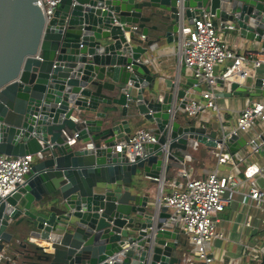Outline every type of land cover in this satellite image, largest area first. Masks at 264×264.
I'll list each match as a JSON object with an SVG mask.
<instances>
[{
	"label": "water",
	"instance_id": "95a60500",
	"mask_svg": "<svg viewBox=\"0 0 264 264\" xmlns=\"http://www.w3.org/2000/svg\"><path fill=\"white\" fill-rule=\"evenodd\" d=\"M204 12L264 54V0H61L49 21L38 0H0V153H42L0 198V264H187L159 188L191 179L194 152L215 153L223 130L182 121L203 80L163 90L147 54ZM140 123L157 142L130 160L115 148ZM225 143L236 159L257 147L234 132Z\"/></svg>",
	"mask_w": 264,
	"mask_h": 264
},
{
	"label": "built area",
	"instance_id": "2783aa9c",
	"mask_svg": "<svg viewBox=\"0 0 264 264\" xmlns=\"http://www.w3.org/2000/svg\"><path fill=\"white\" fill-rule=\"evenodd\" d=\"M61 0H38L44 15L49 21L53 18ZM221 25L215 23V17L210 12H204L192 24L182 23L178 33L179 51L181 59L192 77L197 82L193 87H201L207 84L210 89L202 90L201 94L206 99H194L185 107V112L190 117H200L199 114L207 108L217 109L213 88L217 84L216 66L224 65L219 75L226 84L239 81L247 85L251 78H261L264 89V72L260 75V69H264V54L257 51H247L239 54L229 43L220 37L218 29ZM229 28L233 29L232 25ZM133 29H138L135 25ZM143 39L145 35L141 36ZM202 118V117H201ZM201 122H209L210 118H202ZM199 121V120H198ZM257 121L264 122V99L253 101L247 105L237 116L235 125L226 133L223 120L220 117L221 129L223 130L222 142H217V164L227 165L231 169L220 172L215 169L205 177L188 179L185 185L179 187L170 183L172 190L164 191V185L160 188L161 204L169 208L170 220L179 222L181 229L188 238L193 255L188 257L187 264H212L217 259L215 254L208 252L215 241L225 238L218 230L220 220L216 214L222 212L225 206L233 200L236 194L242 195L241 203L248 207H256L264 211V189L255 181L258 175H264V163H250L244 170V177L237 175L238 164L235 156L230 152L225 143L230 133L242 134L252 129ZM250 142L257 144L254 151L264 147L263 133ZM75 139L70 141L74 144ZM157 142L156 135L147 128H139L133 133L128 141L119 143L115 150L125 151L130 160L141 155L145 143ZM88 147H92L91 144ZM36 156H42L41 152L36 155L9 156L0 153V198H4L14 191L19 184L25 182V176L30 172ZM245 183V184H244ZM248 183V184H246ZM245 186V188H242ZM248 187V189H246ZM252 216L247 214L245 225H251ZM264 221V220H263ZM244 253L251 255L255 264L262 260L261 247L254 243L244 244ZM45 249V248H44ZM46 250V249H45ZM197 260V262L195 261ZM240 259H230L226 264H241Z\"/></svg>",
	"mask_w": 264,
	"mask_h": 264
},
{
	"label": "crops",
	"instance_id": "0c3cea01",
	"mask_svg": "<svg viewBox=\"0 0 264 264\" xmlns=\"http://www.w3.org/2000/svg\"><path fill=\"white\" fill-rule=\"evenodd\" d=\"M215 23L218 26L220 25V22L216 19ZM218 34L221 38L226 40L232 48L236 49L239 54H244L247 51H257L258 53H261V43L251 42L240 38L234 28L231 29L229 27H220V29H218ZM151 35L152 37H156L157 34L156 32H152ZM177 38H174L172 42H168L166 39H164L159 43V45H156L155 48L150 50L149 54H147V59L151 60L154 63L156 69L160 73L161 88L163 90L168 89L167 82L169 81L185 85L188 79L192 76L191 70L186 67L181 59ZM223 68L224 65L219 64L216 66L215 71L217 77H219ZM259 71L260 75H262L264 69L262 68ZM255 80L256 78H251L248 80L247 86L249 87V92H243L242 94H231L230 96H227L225 94L230 92V85H221L217 81L216 86L213 88L215 94L214 100L217 105V109H205L204 112L199 114L200 117H198L197 120L207 117L210 119L215 117L218 118L220 123L221 117L223 120V125L225 126V130H231V128L236 123L237 116L247 105L251 104L253 101L264 99V89L261 87L262 90L260 89V92H258L255 87ZM201 89L208 90L210 88L207 84H202ZM195 99L201 100L204 103L206 102L203 100L204 97L202 96L200 91L196 95ZM189 118L191 117H189L187 113L184 117L183 115H181L182 121ZM202 124L204 125L206 124V122H202ZM219 125L221 126V123ZM147 127L148 126L145 123L134 125L132 134L135 133L139 128ZM262 133L264 135V122L257 121L256 125L252 129L245 133H242L241 135L245 136L248 141L256 139L258 144H260V140H258L256 137H258V135ZM242 152H245V154L243 155ZM193 155L195 156V160L190 161V165L194 169L191 178H200L206 176L208 173L217 168L220 172L231 169L227 165H218L217 153L206 149L204 146H200L199 150L195 151ZM240 155V159H236L238 164L237 175L239 178L244 177V170L246 169L248 164L264 163V147H261L259 151H254V149L248 146L240 151ZM243 166H245L244 169ZM188 179L189 178L187 177L179 178V182L182 183V185H185ZM255 182L264 189V175H258ZM170 183H174L173 179L165 182L164 184V191L166 193L172 190V186L170 185ZM174 184L177 185L176 183ZM242 188H245V186H242ZM246 189H248V187ZM241 200L242 195L236 194L233 197V200L225 206V209L222 212L216 214V217L220 220L218 224V230L222 232L225 237L223 239H218L211 246L213 249L212 252L210 251V253L216 255L217 259L215 260V262L217 264H226L230 259H240L245 250L243 245L250 242L254 243L255 238L258 239V236L264 235V211L256 207H248L247 205H243L241 203ZM247 214L252 216L251 225L249 227L245 225ZM33 241H35L34 244L39 246L48 245L39 243V240ZM229 245L230 250L228 249ZM226 251H229L232 256L229 258L225 257ZM195 261L197 262L196 259Z\"/></svg>",
	"mask_w": 264,
	"mask_h": 264
},
{
	"label": "rangeland",
	"instance_id": "374dc122",
	"mask_svg": "<svg viewBox=\"0 0 264 264\" xmlns=\"http://www.w3.org/2000/svg\"><path fill=\"white\" fill-rule=\"evenodd\" d=\"M204 101H206L205 99H203ZM219 120L218 118H211L209 123H207L206 125L209 127V126H212L213 128L215 129H218V130H221V126L219 125ZM242 154L244 155L245 152H242ZM245 168V166H243V169ZM258 239H254V243L255 245L259 246V247H262V245H264V235H260L257 237ZM231 245V244H230ZM230 245L228 247V249L230 250ZM212 247L208 248V252H212ZM232 254L228 251L225 252V257L229 258L231 257ZM212 264H217L215 261L214 263ZM241 264H255V262L253 261V257L251 255H246L245 253H243L242 255V261H241Z\"/></svg>",
	"mask_w": 264,
	"mask_h": 264
},
{
	"label": "bare ground",
	"instance_id": "6f19581e",
	"mask_svg": "<svg viewBox=\"0 0 264 264\" xmlns=\"http://www.w3.org/2000/svg\"><path fill=\"white\" fill-rule=\"evenodd\" d=\"M39 243L46 245L47 243L45 241H39Z\"/></svg>",
	"mask_w": 264,
	"mask_h": 264
}]
</instances>
